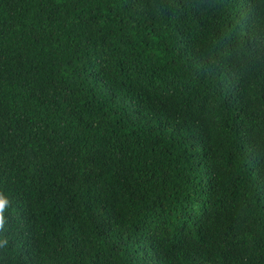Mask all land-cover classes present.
<instances>
[{
	"label": "trees",
	"instance_id": "obj_1",
	"mask_svg": "<svg viewBox=\"0 0 264 264\" xmlns=\"http://www.w3.org/2000/svg\"><path fill=\"white\" fill-rule=\"evenodd\" d=\"M0 264H264V0H0Z\"/></svg>",
	"mask_w": 264,
	"mask_h": 264
},
{
	"label": "snow or ice",
	"instance_id": "obj_2",
	"mask_svg": "<svg viewBox=\"0 0 264 264\" xmlns=\"http://www.w3.org/2000/svg\"><path fill=\"white\" fill-rule=\"evenodd\" d=\"M3 207H4V201L0 200V209H3Z\"/></svg>",
	"mask_w": 264,
	"mask_h": 264
}]
</instances>
